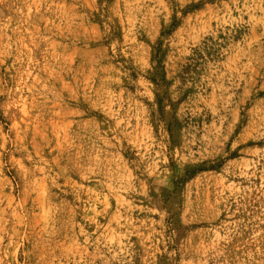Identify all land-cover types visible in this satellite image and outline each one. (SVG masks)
Segmentation results:
<instances>
[{
  "label": "rangeland",
  "instance_id": "rangeland-1",
  "mask_svg": "<svg viewBox=\"0 0 264 264\" xmlns=\"http://www.w3.org/2000/svg\"><path fill=\"white\" fill-rule=\"evenodd\" d=\"M0 264H264V0H0Z\"/></svg>",
  "mask_w": 264,
  "mask_h": 264
}]
</instances>
